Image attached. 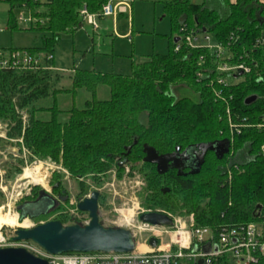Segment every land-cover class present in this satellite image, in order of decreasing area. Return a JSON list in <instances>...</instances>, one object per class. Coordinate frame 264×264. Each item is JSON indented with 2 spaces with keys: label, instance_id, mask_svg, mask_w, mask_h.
Masks as SVG:
<instances>
[{
  "label": "trees",
  "instance_id": "obj_1",
  "mask_svg": "<svg viewBox=\"0 0 264 264\" xmlns=\"http://www.w3.org/2000/svg\"><path fill=\"white\" fill-rule=\"evenodd\" d=\"M0 1L10 6V30L20 24L14 11L26 8L34 19L27 29L48 34L41 48L0 51L52 55L46 65L54 68L61 35L84 27L80 9L85 5L89 13L99 15L110 0ZM161 3L171 26L169 51L132 63L130 75L75 69L71 88L66 89L57 88L61 79L51 70H0V124L7 125V138L18 141L21 154L27 152L26 161L6 164L11 168L8 178L21 174L25 164L46 161L78 181L85 194L88 181L101 186L111 170L143 165L146 187L141 200L151 212L186 215L196 226L212 229L253 222L264 225V130L257 128L264 116V0ZM214 3L221 7L215 8ZM182 29L210 35L224 47L223 61L242 64L248 72L239 73L234 84H221L227 76L217 72L214 54L175 43ZM179 44L180 50L175 51ZM102 86L109 89L107 100L98 99ZM82 90L90 95L83 108L60 109L58 96L75 97ZM175 90L189 96L177 97ZM253 96L256 101L246 105ZM44 100L52 104L38 105ZM63 114L68 116L65 122L60 120ZM44 115L49 118L43 119ZM221 142L227 144L228 153L219 158L208 152L194 173L160 174L148 161L147 149L158 156L190 153L193 157L196 146ZM61 176L54 174L55 193L62 191ZM45 194L34 186L23 203H35ZM18 208L20 222L84 225L58 206L35 217ZM52 214L56 215L50 219Z\"/></svg>",
  "mask_w": 264,
  "mask_h": 264
},
{
  "label": "rangeland",
  "instance_id": "obj_2",
  "mask_svg": "<svg viewBox=\"0 0 264 264\" xmlns=\"http://www.w3.org/2000/svg\"><path fill=\"white\" fill-rule=\"evenodd\" d=\"M192 1L201 3L203 0ZM213 5L217 9L221 7L218 3ZM9 10V4L0 1V49L41 48L43 39L48 34L30 31L27 29L29 25L23 23L19 24L17 30H10L8 27ZM130 10L131 8L124 16L116 14L102 17V19L97 17L99 27L97 31L85 23L84 27L77 32L61 35L55 49V67L51 70L54 76L57 75L56 77L61 79L57 88H71L70 76L75 69L130 75L132 63H142L147 56L153 53H168L171 26L163 12V7L151 0H135L133 11ZM21 14L26 19L29 16L28 12L21 9L14 11L15 18L20 17ZM228 81L234 84L238 80L230 78ZM174 94L177 97L189 96V93L185 94L179 90H175ZM109 97L107 87L102 86L98 89L99 100H107ZM87 99H90V95L83 90L75 97L73 95L58 96L59 107L63 111H69L74 107L83 108ZM51 104V100L38 103L40 106ZM23 117L26 118L24 112ZM48 118L47 115L43 116V119ZM67 119L66 114L60 117L62 122ZM7 130V125L0 124V217L4 219L12 217L13 225L3 224L0 231L3 230L5 235H10L14 230L21 228L28 230L38 225L37 221L31 219L18 221L17 206L32 194L34 186L43 189L47 194H53L52 196L56 198L61 207L60 211L81 220L84 225L89 222V215L78 211V204L85 198H89L92 192L98 191L100 193L98 202L100 222L106 227L130 230L140 251L151 250L149 246L151 233L140 229L143 227L139 221L140 215L151 212L141 200L146 187L145 171L142 172L141 169L143 165L136 168H132L131 165L126 166L120 172L115 168L107 174V179L102 182L101 186L88 181L83 186L84 191L87 189L85 194L81 192L78 181L71 179L60 166L46 161L25 164L21 174L8 178L11 168L6 164L17 166L19 160L26 161L27 152L23 150L21 154L18 141L7 138ZM14 158H17L16 161H13ZM26 170H30L40 178L43 181L42 184H35L32 179L25 178ZM55 173L62 175V191L58 193L53 191L52 181ZM52 205V202L42 199L37 203L27 205L25 211L33 215L40 214L49 210ZM55 215L52 214L49 218L52 219ZM173 216L189 218L186 215ZM3 226L7 228L3 229Z\"/></svg>",
  "mask_w": 264,
  "mask_h": 264
},
{
  "label": "built area",
  "instance_id": "obj_3",
  "mask_svg": "<svg viewBox=\"0 0 264 264\" xmlns=\"http://www.w3.org/2000/svg\"><path fill=\"white\" fill-rule=\"evenodd\" d=\"M129 9L130 6L127 3L109 1L99 15L89 13L85 5L80 9L79 15L84 23L91 26L93 30H97L99 28L97 17L105 18L116 14H126ZM21 10L28 12L29 16L26 19L21 14L17 21L20 24H31L34 21L31 13L26 8ZM179 41L192 49L204 48L214 54L219 63L217 72L221 76L224 74L227 76L220 79L221 84H226L230 78L237 79V75L241 72H248L242 64L231 65L229 62L223 61L226 56L224 47L216 43L208 34L182 29ZM262 42L264 43V39ZM179 50L180 44L175 48V51ZM52 59V55L35 54L27 50L0 51V70H53L54 68L46 65ZM234 128L236 125H233ZM257 128L264 130V116ZM237 132L240 131L237 130ZM262 152L264 153V147ZM13 208L15 209V207ZM167 216L172 219L170 226H151L140 222L143 227L140 229L150 232L152 236L150 239L155 238L157 241L156 247H150L151 250L148 251H140L136 245L134 252L124 254L66 253L50 255L34 244L12 242L11 238L14 236V232L5 235L3 230L0 231V249L24 248L35 256L46 260L48 264H259L264 262L263 224L254 222L228 224L212 229L196 226L192 217L175 218L170 214ZM18 218L20 219L19 214ZM19 219L18 221H20ZM5 228L7 226L3 229ZM207 246H210L209 253L204 251Z\"/></svg>",
  "mask_w": 264,
  "mask_h": 264
},
{
  "label": "water",
  "instance_id": "obj_4",
  "mask_svg": "<svg viewBox=\"0 0 264 264\" xmlns=\"http://www.w3.org/2000/svg\"><path fill=\"white\" fill-rule=\"evenodd\" d=\"M179 42V38L175 39V43ZM239 76H242V72ZM256 97H250L246 100V105H250L256 101ZM129 150V149H128ZM194 158L197 167H200L208 152H213L219 158L228 153L227 144L210 143L202 144L195 147ZM148 161L155 164L160 174H165L168 169V163L174 160L176 154L171 156H158L152 149H147ZM185 154H182L183 157ZM186 161L187 158L184 157ZM194 173V171H192ZM169 190H164V193ZM45 196L48 195L45 194ZM100 193L94 191L89 198L84 199L78 204V210L89 215V222L86 225H63L60 221H50L39 224L31 229H18L11 238L12 242L31 241L46 251L50 255H62L66 253H132L136 249V242L133 233L130 230L106 227L100 222L99 218V201ZM43 197H41L42 199ZM40 199V200H41ZM44 199V198H43ZM38 200L37 202H39ZM36 202V203H37ZM49 210L55 207L53 200ZM34 204V203H32ZM30 205V204H29ZM23 214L35 217L40 214H30L25 210ZM27 213V214H26ZM140 222L151 226H170L172 219L161 213H145L139 217ZM157 241L155 238L149 240V246L155 248ZM206 253L210 252V246L205 247ZM0 264H48V262L40 257L35 256L24 248H5L0 249Z\"/></svg>",
  "mask_w": 264,
  "mask_h": 264
},
{
  "label": "flooded vegetation",
  "instance_id": "obj_5",
  "mask_svg": "<svg viewBox=\"0 0 264 264\" xmlns=\"http://www.w3.org/2000/svg\"><path fill=\"white\" fill-rule=\"evenodd\" d=\"M181 155H182V153H178V154H176V157H174V160L173 161H171V162H169L168 163V166H169V169L168 170H173V171H177V170H179V172L181 171V172H183V173H189L190 171H193V170H195L196 168H197V162L195 161V158H194V155H193V157L190 155V153H186L183 157H181ZM184 157H186L187 158V160L185 161L184 160ZM185 170V171H184ZM48 195V198H47V196H45V195H42V197L44 198V199H46V200H48V201H50V200H53L54 201V203H55V206H58L59 207V204H58V201L56 200V198L55 197H53L52 195H50V194H47ZM41 198V197H40ZM42 198V199H43ZM58 198V197H57ZM60 198V197H59ZM100 198V197H99ZM41 199V200H42ZM86 199V198H85ZM37 202V201H36ZM35 202V203H36ZM99 202V201H98ZM34 203V202H33ZM30 204H32V203H30ZM25 205H29V203H26V202H24L23 204H21L20 206H19V210L21 211V213H23L24 211H23V209H24V206ZM18 207V206H17ZM150 213H161L160 211H153V212H150ZM20 216V215H19Z\"/></svg>",
  "mask_w": 264,
  "mask_h": 264
},
{
  "label": "bare ground",
  "instance_id": "obj_6",
  "mask_svg": "<svg viewBox=\"0 0 264 264\" xmlns=\"http://www.w3.org/2000/svg\"><path fill=\"white\" fill-rule=\"evenodd\" d=\"M25 178L27 179H32V181L35 183V184H42V180L40 178H38L37 176H35L33 173H31L30 170H26L25 171ZM3 224H9V225H13V222H12V217L8 218V219H4L2 217H0V227L3 225ZM88 224V223H87ZM86 225V224H85ZM1 229V228H0ZM16 230H14L15 232ZM15 234V233H14ZM22 242H26V243H31V244H34L36 245L35 243L31 242V241H22ZM37 246V245H36ZM37 248H40L39 246H37ZM41 249V248H40ZM43 250V249H42ZM46 252V251H45ZM47 253V252H46ZM83 254H89V253H83Z\"/></svg>",
  "mask_w": 264,
  "mask_h": 264
},
{
  "label": "crops",
  "instance_id": "obj_7",
  "mask_svg": "<svg viewBox=\"0 0 264 264\" xmlns=\"http://www.w3.org/2000/svg\"><path fill=\"white\" fill-rule=\"evenodd\" d=\"M110 1H112L114 3H116V2H124V3L130 4L131 5L130 8H131L132 11H133V7H134V4H135V0H110ZM151 1L153 3H155V4L158 3V4H160L163 7V4L161 2L162 1H166V0H151ZM230 1L231 2H235L236 0H230ZM121 15L124 16L125 14H121ZM99 18L102 19V17H99ZM97 30H94V31H97Z\"/></svg>",
  "mask_w": 264,
  "mask_h": 264
}]
</instances>
